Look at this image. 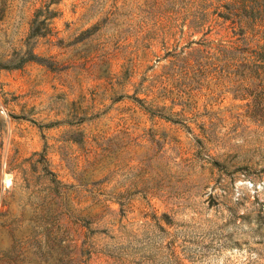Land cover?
Wrapping results in <instances>:
<instances>
[{"label": "rangeland", "instance_id": "obj_1", "mask_svg": "<svg viewBox=\"0 0 264 264\" xmlns=\"http://www.w3.org/2000/svg\"><path fill=\"white\" fill-rule=\"evenodd\" d=\"M250 7L0 0V264H264Z\"/></svg>", "mask_w": 264, "mask_h": 264}, {"label": "trees", "instance_id": "obj_2", "mask_svg": "<svg viewBox=\"0 0 264 264\" xmlns=\"http://www.w3.org/2000/svg\"><path fill=\"white\" fill-rule=\"evenodd\" d=\"M50 2L55 0H49ZM255 7H250L251 12H257L260 16L264 15V0H249ZM43 9L38 8L34 11V15L31 19L30 31L28 35L37 33L40 27V23L44 22V19H39L38 14L42 13ZM258 88H247V93L250 94V103H252V111H256L257 117L264 121V79L259 80Z\"/></svg>", "mask_w": 264, "mask_h": 264}, {"label": "bare ground", "instance_id": "obj_3", "mask_svg": "<svg viewBox=\"0 0 264 264\" xmlns=\"http://www.w3.org/2000/svg\"><path fill=\"white\" fill-rule=\"evenodd\" d=\"M3 179H4V183L5 184H7L9 182L10 179H9V176H8L7 173H4V178Z\"/></svg>", "mask_w": 264, "mask_h": 264}]
</instances>
